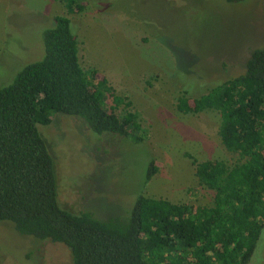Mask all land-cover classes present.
<instances>
[{"label":"rangeland","instance_id":"rangeland-1","mask_svg":"<svg viewBox=\"0 0 264 264\" xmlns=\"http://www.w3.org/2000/svg\"><path fill=\"white\" fill-rule=\"evenodd\" d=\"M87 2L81 14L67 16L56 0H0V89L42 59L43 33L54 27L55 16H65L82 68L100 72L127 97L142 128V141L135 143L96 134L81 118L61 114L38 126L55 163L60 207L105 219L126 215L140 195L211 205L213 193L198 186L186 155L227 166L236 156L221 145L216 112L185 115L177 111V99L183 93L198 98L243 74L251 50L264 49V0ZM241 44L237 60L223 55ZM151 161L158 171L145 184ZM0 264L72 262L64 245L38 242L0 223ZM251 264H264V229Z\"/></svg>","mask_w":264,"mask_h":264},{"label":"trees","instance_id":"trees-1","mask_svg":"<svg viewBox=\"0 0 264 264\" xmlns=\"http://www.w3.org/2000/svg\"><path fill=\"white\" fill-rule=\"evenodd\" d=\"M56 1L67 16L88 5ZM53 22L43 33L42 59L0 89V223L38 242L64 245L72 264L251 263L264 229V49L252 50L242 75L198 98L183 93L177 99L179 113L216 112L221 145L236 156L227 166L186 155L198 186L213 193L211 205L140 195L126 215L100 219L60 207L55 163L37 128L61 114L81 118L96 134L135 143L142 128L128 98L100 72L82 68L68 17ZM158 167L148 164L145 184Z\"/></svg>","mask_w":264,"mask_h":264},{"label":"water","instance_id":"water-1","mask_svg":"<svg viewBox=\"0 0 264 264\" xmlns=\"http://www.w3.org/2000/svg\"><path fill=\"white\" fill-rule=\"evenodd\" d=\"M247 40H249V39H247ZM247 40H245L246 42H247ZM244 41V43H246ZM243 43V44H244ZM243 44H241V45H238V46H233V49L234 50H229L228 52H226L225 50H223V55L224 54H227L229 57H236L235 59L237 60L238 58H240L239 56H240V54H241V52H242V49H241V47L243 46ZM241 49V50H240ZM255 49H260V48H255ZM254 50V49H253ZM251 52H252V50H251ZM250 52V53H251ZM250 53H249V55H248V57H247V59L245 60V62L249 59V57H250ZM235 59H233V60H235ZM245 64V63H244Z\"/></svg>","mask_w":264,"mask_h":264},{"label":"flooded vegetation","instance_id":"flooded-vegetation-1","mask_svg":"<svg viewBox=\"0 0 264 264\" xmlns=\"http://www.w3.org/2000/svg\"><path fill=\"white\" fill-rule=\"evenodd\" d=\"M248 264V263H247ZM249 264H251V263H249Z\"/></svg>","mask_w":264,"mask_h":264}]
</instances>
